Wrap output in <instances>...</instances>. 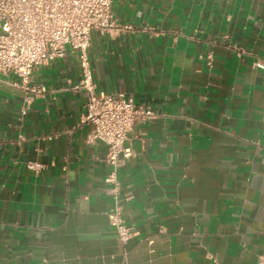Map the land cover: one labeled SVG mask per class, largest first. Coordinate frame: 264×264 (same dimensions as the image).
Masks as SVG:
<instances>
[{"label":"crops","instance_id":"crops-1","mask_svg":"<svg viewBox=\"0 0 264 264\" xmlns=\"http://www.w3.org/2000/svg\"><path fill=\"white\" fill-rule=\"evenodd\" d=\"M132 29L91 32L97 89L157 117L136 123L118 200L88 144L70 50L35 69L46 91L0 81V264H257L264 257V0H112ZM29 161L46 164L36 174ZM117 204L132 236L122 242ZM151 242V243H150Z\"/></svg>","mask_w":264,"mask_h":264},{"label":"built area","instance_id":"built-area-1","mask_svg":"<svg viewBox=\"0 0 264 264\" xmlns=\"http://www.w3.org/2000/svg\"><path fill=\"white\" fill-rule=\"evenodd\" d=\"M111 6L112 0H0V81L2 76H17V80L8 82L25 93V106L20 110L24 116L33 98L46 91L43 85L31 84L35 69L63 58L68 50L76 54L81 76L75 88L82 89L86 96L82 116V123L89 125L86 142L107 145L105 161L110 171L105 181L118 200L121 161L134 155L125 145L127 134L136 123L152 120L157 114L124 92L97 89L89 57L91 32L132 29L130 24L122 25L113 18ZM253 66L264 70V55L257 57ZM26 167L38 174L46 164L29 161ZM108 217L120 240H129L133 233L122 218L119 204ZM257 264H264V257Z\"/></svg>","mask_w":264,"mask_h":264}]
</instances>
